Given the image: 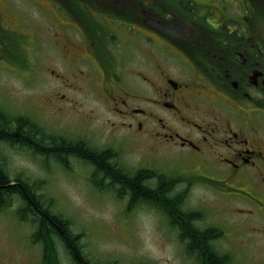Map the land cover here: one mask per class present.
I'll return each mask as SVG.
<instances>
[{"label":"flooded vegetation","instance_id":"flooded-vegetation-1","mask_svg":"<svg viewBox=\"0 0 264 264\" xmlns=\"http://www.w3.org/2000/svg\"><path fill=\"white\" fill-rule=\"evenodd\" d=\"M50 1L51 8L43 10L35 28L25 31L5 27L13 21L0 3V43L9 44L13 36L22 56L30 51L35 70L56 84L40 101V116L20 114L23 133L36 142L21 145L44 155L46 165L52 157L63 166L50 170V181L35 183V191L37 185L40 189L55 179L54 169L73 177L69 156L93 164L92 177L83 170L76 175L93 189H106L103 178L96 179L101 170L90 159L40 153L36 144L41 142L104 155L110 167L129 179L143 182L156 176L158 186L152 190L166 194L180 180L189 185L199 181L217 196L201 210L185 212L182 197L168 198L170 206L176 205L174 210L162 201H133L132 196L129 207L145 201L163 211L179 239L187 241L185 255L197 264H207L208 258L202 261L188 228L197 234L212 232L208 248L219 264H264V257L236 255L233 246L235 237L240 246L244 243L242 247L255 242V237L264 242V24L252 20L251 3ZM47 46L58 71L49 73L35 59V52ZM30 70L23 69L26 77ZM89 102L110 115L101 131L93 123L96 118L82 112ZM101 141L102 149L93 147ZM137 151L144 160L133 175L110 163L118 153ZM114 185L111 181L107 187ZM118 193L122 197L127 192L119 188ZM44 204L53 207L48 201ZM203 218L210 225L200 230L194 221ZM250 221H258L262 231L257 232Z\"/></svg>","mask_w":264,"mask_h":264},{"label":"clouds","instance_id":"clouds-1","mask_svg":"<svg viewBox=\"0 0 264 264\" xmlns=\"http://www.w3.org/2000/svg\"><path fill=\"white\" fill-rule=\"evenodd\" d=\"M15 130V123L10 125ZM93 147L102 149L103 141ZM119 155L110 163L121 168L129 175L142 168L144 156L141 152L118 153ZM34 153L27 146L0 139V170L8 175L14 184L19 176L30 185L40 181H47L50 170L63 168L54 158ZM73 177H67L57 172V182L52 192H46L43 187L37 194L43 193L52 199L55 195L59 198L61 207L52 208V212L60 215L69 222V230L73 236H80L79 250L88 264H105L111 259H118L120 264H197L196 259L185 255L187 241L179 239L178 230L169 224L168 217L158 207L150 202H137L129 209L131 192L118 196L120 185L107 187L110 178L98 173L96 179H102L106 185V194L102 199H94L84 180L76 174L83 170L87 177H92L96 171L95 166L86 163L76 156L68 157ZM167 176H172L163 171H157ZM146 188L156 189L158 179L156 176L143 181ZM10 211H17L22 207L23 201L17 193H5ZM169 199L182 197L181 207L185 212L201 210L202 206L212 205L216 194L199 181H192L189 185L186 179L175 183L167 192ZM127 212V223L131 240L120 239L113 235H97L92 233V226L103 224L111 228L117 223L118 217ZM200 230L206 229L210 222L205 218L194 221ZM211 246L216 250L215 241ZM56 264H75V260L60 238L53 240Z\"/></svg>","mask_w":264,"mask_h":264},{"label":"rangeland","instance_id":"rangeland-1","mask_svg":"<svg viewBox=\"0 0 264 264\" xmlns=\"http://www.w3.org/2000/svg\"><path fill=\"white\" fill-rule=\"evenodd\" d=\"M231 1L235 2V0ZM0 3L2 10L13 21L11 25L13 26L15 24L22 30L33 29L37 21L41 18L42 8L49 9V3L45 0H0ZM0 16H2V13ZM259 20L255 19L253 21L257 24ZM5 27L7 29H13L9 25ZM48 47H46L48 51L45 48L36 51L35 59L42 63L44 70L50 69L49 73H51L53 70H60V68L54 60L52 49ZM5 54L6 60L0 54V108L16 116L24 111H28V115L31 113L35 114L36 112V115L41 114L43 111L39 112L38 107L41 106L43 108V105L40 101L46 98L48 92H52L56 85L55 82L53 79L44 78L42 71L35 70L33 65H31L34 62L32 58L29 60L31 64L28 63L27 65L26 56H23V58L19 57V48L15 49V46L10 49L8 48L7 51L5 50ZM29 54L30 51L28 52ZM24 68L31 69L27 77L25 76V71H23ZM39 76L44 79L40 81ZM93 109L96 111L95 114L92 111ZM82 112L97 119H94L93 123L96 129L100 131L104 128L103 122L105 123L111 119L105 110H102L92 102L87 103L82 108ZM57 172L61 173L60 170H53L56 176L55 179L49 185L46 184L43 187L46 192H52V188L58 179ZM48 180L50 181V178ZM23 182L25 185H29L32 191H35L34 186L36 184L30 185L25 180ZM15 184L19 185L17 182ZM47 187L49 188L47 189ZM89 189L92 197L97 200L102 199L106 194V189L103 193H98L95 188L89 187ZM38 190L37 185L35 192L37 193ZM40 195L42 196V202L45 203L48 201V204H51L55 208L61 207L59 198L55 195L52 196V199L45 197L43 193ZM16 212L10 211L7 208L0 214V264H41L43 246L31 242L35 229L32 225L18 220ZM250 224L254 229H257V232L262 231V227L258 221H250ZM92 233L97 235H113L117 238L128 239L130 241L131 235L127 223V212L122 213L118 217L117 223L112 225L111 228L103 224L93 225ZM255 238H257L255 242L251 241L247 247L246 245L242 247L244 243L241 246L239 245L238 237L233 238L236 241V244H233L237 248L234 251L236 255L240 256L246 253V255L254 256L256 259H262L264 257V242L260 237ZM246 260L249 261V258ZM116 262L118 263L120 261L118 259H111L106 261L105 264H115Z\"/></svg>","mask_w":264,"mask_h":264},{"label":"trees","instance_id":"trees-1","mask_svg":"<svg viewBox=\"0 0 264 264\" xmlns=\"http://www.w3.org/2000/svg\"><path fill=\"white\" fill-rule=\"evenodd\" d=\"M86 1V0H82ZM88 1V0H87ZM256 1V0H255ZM264 1V0H263ZM98 3L104 4V0H97ZM254 11L257 12V9L260 10L261 7H253ZM254 14V12H253ZM29 122V119H27ZM15 123V130H12L10 125L11 123ZM24 120L21 116L11 115L7 111L0 108V139L8 140L12 143H20V144H35L34 136H30L29 134L23 133ZM36 149L40 153H54L56 152L58 158L66 159L70 154H78L80 156H84L85 158L90 159L91 162L96 164L97 168L101 170V172L107 178H110L115 185H120V189L124 192H131L132 200L136 199H155L158 201H162L165 207H169L171 209H176V205L174 204L170 206L169 199L166 196V193L162 192V190H152L146 188L143 182L140 179H129L124 175H121L114 168L109 166L108 157L104 155H95L78 146H66L63 144H48L46 142L36 144ZM55 155V156H56ZM147 174H145L146 176ZM16 182L19 185H15L14 187L8 188L7 186L11 185L12 182L8 175L0 170V213L8 208V201L5 198V193H17L20 195L23 201L22 207L17 211V218L20 221L27 222L35 228L34 235L31 238V242L34 244H42L43 245V257L44 264H52L49 262L50 258L52 261L54 260V248H53V240L60 238L64 241L66 247L70 250L75 264H88L87 259L81 255L78 245V240L80 236H73L69 230V222L63 219L60 215H57L52 212V208L46 206L41 198L37 196V194L32 191L28 186L23 184L22 178L17 177ZM5 187V188H2ZM98 193H103L105 188L100 186L95 187ZM107 191V190H106ZM119 195V193H117ZM123 196V195H122ZM131 209V207H129ZM177 215H174L176 217ZM175 220V219H173ZM188 233L191 235V243L192 245L197 247V252L200 254L202 261H205L208 258L207 264H219V262H215V255L209 252L207 238L212 236V232L209 235L206 234H197L193 230H189ZM210 253V254H209ZM209 255V256H208Z\"/></svg>","mask_w":264,"mask_h":264}]
</instances>
